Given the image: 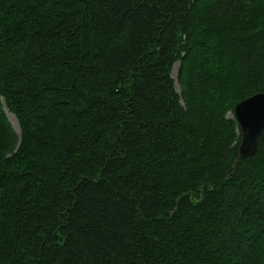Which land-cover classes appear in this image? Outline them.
Wrapping results in <instances>:
<instances>
[{"label":"trees","instance_id":"trees-1","mask_svg":"<svg viewBox=\"0 0 264 264\" xmlns=\"http://www.w3.org/2000/svg\"><path fill=\"white\" fill-rule=\"evenodd\" d=\"M263 84L264 0H0V264H264Z\"/></svg>","mask_w":264,"mask_h":264},{"label":"water","instance_id":"water-1","mask_svg":"<svg viewBox=\"0 0 264 264\" xmlns=\"http://www.w3.org/2000/svg\"><path fill=\"white\" fill-rule=\"evenodd\" d=\"M233 113L241 131L238 157L248 158L256 152L264 130V87L261 92L238 102Z\"/></svg>","mask_w":264,"mask_h":264},{"label":"rangeland","instance_id":"rangeland-1","mask_svg":"<svg viewBox=\"0 0 264 264\" xmlns=\"http://www.w3.org/2000/svg\"><path fill=\"white\" fill-rule=\"evenodd\" d=\"M178 69H179V63H176V64L174 65L173 72H172V76H173V78L175 79V82H177ZM7 117H8V119H9V121H10V123H11L13 129H14L17 133H19V127H18V122H17L16 118H15L12 114H10V113H8V112H7ZM228 117H233V114H232V113H229V114H228Z\"/></svg>","mask_w":264,"mask_h":264},{"label":"bare ground","instance_id":"bare-ground-1","mask_svg":"<svg viewBox=\"0 0 264 264\" xmlns=\"http://www.w3.org/2000/svg\"><path fill=\"white\" fill-rule=\"evenodd\" d=\"M263 87H264V84H263ZM262 90H263V88H262ZM256 94V93H255ZM254 95V94H253ZM252 96V95H251ZM250 97V96H249ZM244 100V99H243ZM240 102V101H239ZM235 107V106H234ZM233 112H234V108H233ZM232 112V114H233V117H234V113ZM234 119H235V117H234ZM235 121H236V119H235ZM237 122V121H236ZM237 125H238V123H237ZM238 128H239V126H238ZM239 130H240V128H239ZM240 143H241V131H240V142H239V146H240ZM239 146H238V150H239Z\"/></svg>","mask_w":264,"mask_h":264}]
</instances>
